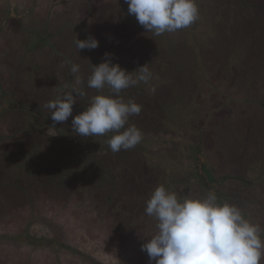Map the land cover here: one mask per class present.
Listing matches in <instances>:
<instances>
[{"label":"rangeland","instance_id":"1","mask_svg":"<svg viewBox=\"0 0 264 264\" xmlns=\"http://www.w3.org/2000/svg\"><path fill=\"white\" fill-rule=\"evenodd\" d=\"M243 2L253 5L249 14L239 1L196 0L194 23L156 36L129 14L125 0H0V235L7 236L0 238V264H155L142 244L156 231L145 208L159 185L187 189L192 197L221 191L218 200L237 205L260 226L264 240V55L257 63L240 54L242 42L253 44L257 37L263 54L264 26L258 0ZM90 37L98 47L79 51L77 38ZM235 54L251 76L230 74ZM106 59L133 76L145 64L152 73L149 82L119 94L141 105L126 127L140 129L142 141L115 153L108 146L113 133L82 137L71 123L97 94L87 87L93 64ZM72 64L80 65L78 87L86 95L76 97L72 115L55 126L63 139L71 136L94 150H76V157L108 165L122 158V200L108 201L97 190L41 188L30 184V173L13 178L16 154L56 142L41 134L39 118L53 125L45 105L76 87ZM102 91L111 94L107 86ZM145 152L162 162L149 168L140 161ZM20 163L29 172L30 161ZM24 234L56 244L9 238Z\"/></svg>","mask_w":264,"mask_h":264},{"label":"clouds","instance_id":"2","mask_svg":"<svg viewBox=\"0 0 264 264\" xmlns=\"http://www.w3.org/2000/svg\"><path fill=\"white\" fill-rule=\"evenodd\" d=\"M129 14L148 32L159 36L187 28L198 19L196 0H125ZM80 50L95 49V38L78 39ZM145 64L133 72L106 59L93 64L87 79V87L96 89L84 111L72 119L73 131L82 136H99L113 133L108 139L112 152L134 148L142 141V132L135 125L127 126L133 115L141 112V105L134 100L125 101L119 94L138 83H147L152 73ZM71 72L76 87L64 95L49 101L45 107L51 114L53 125L49 136L58 131L56 124L65 122L72 115L76 97L86 92L78 87L82 83L80 65L72 64ZM107 86L111 94H104ZM145 212L156 221V231L142 244L150 262L155 264H260L264 259V240L261 228L245 218L235 204L220 202L215 192L204 197L184 198L157 186L146 201Z\"/></svg>","mask_w":264,"mask_h":264},{"label":"trees","instance_id":"3","mask_svg":"<svg viewBox=\"0 0 264 264\" xmlns=\"http://www.w3.org/2000/svg\"><path fill=\"white\" fill-rule=\"evenodd\" d=\"M50 137L55 138L56 142L54 144L50 145L47 142L37 143L35 147H33L31 154L25 155L24 149L20 151V153L16 154L15 161L13 159L12 163V173L15 181H20L23 173L27 175V177V173H30V178L28 177L32 181L30 184L41 188H50L52 190L66 188L68 190V194L77 190L89 192L97 190L100 193H104L108 201L122 200L121 195L127 187L125 179L126 173L123 169V166H125L124 164L126 163L122 160V158L116 157L108 165L105 164V162H99V160L92 158L89 155L76 157L74 156L76 150L81 149L87 153H92L94 150L93 148H90V146H82L79 141H72L71 136L67 140L63 139V136ZM69 149H72V151H69ZM142 156L143 157L140 158V161L146 164L149 168H154L158 165V162H162L159 158L151 156L146 152ZM24 160L30 161L29 168L31 169L29 172H27V165L20 163L21 161L24 162ZM252 169L254 171L256 170L255 168ZM170 180L171 179H169L168 183H170ZM225 180L226 178L216 179V181H221V183ZM167 189L173 191L171 188ZM173 192H175L180 198L188 196L187 189ZM213 192H215L217 197H219L222 193L217 190H214ZM197 196L198 195H196V197ZM0 238L4 239L7 238V236L0 235ZM9 238L25 242L33 246H54L56 244V241L53 239L39 238L29 234L12 236ZM140 263L141 262L137 264Z\"/></svg>","mask_w":264,"mask_h":264},{"label":"flooded vegetation","instance_id":"4","mask_svg":"<svg viewBox=\"0 0 264 264\" xmlns=\"http://www.w3.org/2000/svg\"><path fill=\"white\" fill-rule=\"evenodd\" d=\"M233 1H239L240 6L245 8L246 11L248 12L247 14H249L251 12V9H252L251 7H253V5L251 3L243 2V0H233ZM258 4L259 5H256V11H257V14H259V13L262 14V23H263V26H264V0H258ZM6 14L4 16L8 17V15H6ZM9 14H11V15L14 14L12 8H11ZM238 14H239L238 12H234V17H235L236 20H238ZM3 22L6 23V19L3 20ZM253 22L257 23V20H254ZM46 27H48V25H45L43 28L46 29ZM44 29H43V32H44ZM40 33H36V34H40ZM255 38L256 37H254V39ZM257 40H258V37H257ZM257 40H255V43H253V44H252V42L250 44H248L247 42H242L241 48H240V54L242 55V54L246 53L245 55H247L248 60L251 59L250 61H253V60L257 59L256 61L258 63V62H261V56L264 55V51H263V54H262V50L260 48V44L257 42ZM241 55H239V57H238V55L235 54L234 55L235 58H233V60H231V63H230L231 64L230 65V74L231 75L232 74H234V75H236V74L237 75H242L243 73H246V74H248V76L249 75L251 76L252 71H246L245 70V72H244V69L242 67L243 64L241 62V57H242ZM261 71H264V64L262 65V70ZM16 107H19V104L15 105L14 108H16ZM39 119L42 121V127H41V130H40L41 134L43 136H49L47 133H48V129L51 127L50 123H44L42 118H39ZM55 136H59V134L57 133Z\"/></svg>","mask_w":264,"mask_h":264}]
</instances>
